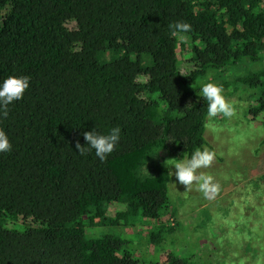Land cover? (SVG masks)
<instances>
[{
  "label": "trees",
  "instance_id": "16d2710c",
  "mask_svg": "<svg viewBox=\"0 0 264 264\" xmlns=\"http://www.w3.org/2000/svg\"><path fill=\"white\" fill-rule=\"evenodd\" d=\"M9 76L31 79L0 119V264H225L167 219L166 158L211 148L205 82L247 94L264 129V0H0ZM117 126L106 161L79 155L85 132Z\"/></svg>",
  "mask_w": 264,
  "mask_h": 264
},
{
  "label": "rangeland",
  "instance_id": "374dc122",
  "mask_svg": "<svg viewBox=\"0 0 264 264\" xmlns=\"http://www.w3.org/2000/svg\"><path fill=\"white\" fill-rule=\"evenodd\" d=\"M227 99L237 115L230 119L218 115L209 121L206 138L216 159L209 168L198 170L214 177L219 192L206 199L195 183L187 190L172 176L171 214L176 217L167 219L173 226L181 223V239L199 241L202 259L220 257L225 264H264V129L245 118L247 94ZM179 157L167 156L171 172L175 171L171 160ZM138 232L135 229L131 237L138 238ZM136 249L139 258L141 254L150 257L154 251L141 245ZM204 249L205 255L200 252Z\"/></svg>",
  "mask_w": 264,
  "mask_h": 264
},
{
  "label": "clouds",
  "instance_id": "9594fccd",
  "mask_svg": "<svg viewBox=\"0 0 264 264\" xmlns=\"http://www.w3.org/2000/svg\"><path fill=\"white\" fill-rule=\"evenodd\" d=\"M171 36L179 37L183 42L185 35L192 31V26L186 22H176L170 24ZM30 77L9 76L0 82V119H6L9 115V105L23 98L25 91L29 88ZM224 87L214 82L202 83L200 97L207 103V116L209 120L222 115L225 118H233L237 115L236 108L228 101L224 95ZM87 146L82 147L76 144L79 155L83 156L89 151L95 152V156L104 162L115 150L121 138V128L113 127L107 134H101L93 129L91 132L83 134ZM12 151V144L7 133L0 128V154ZM216 159V153L208 148H197L189 157L183 159H172L174 172H169L174 176L180 185L189 190L193 184L206 199H213L219 192V184L214 182V177L198 170L209 168ZM170 168V169H171ZM176 186L175 183H172Z\"/></svg>",
  "mask_w": 264,
  "mask_h": 264
}]
</instances>
